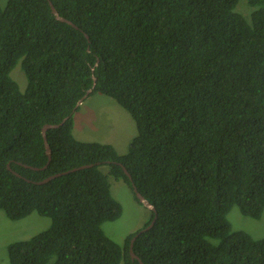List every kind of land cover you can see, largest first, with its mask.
Instances as JSON below:
<instances>
[{
	"label": "trees",
	"instance_id": "16d2710c",
	"mask_svg": "<svg viewBox=\"0 0 264 264\" xmlns=\"http://www.w3.org/2000/svg\"><path fill=\"white\" fill-rule=\"evenodd\" d=\"M240 2L0 0V209L52 219L9 245L11 264H264V238L228 219L264 212V0L250 18ZM97 92L136 121L125 154L73 134ZM66 117L45 167L42 129ZM110 175L156 207L122 245L102 227L123 212Z\"/></svg>",
	"mask_w": 264,
	"mask_h": 264
},
{
	"label": "rangeland",
	"instance_id": "374dc122",
	"mask_svg": "<svg viewBox=\"0 0 264 264\" xmlns=\"http://www.w3.org/2000/svg\"><path fill=\"white\" fill-rule=\"evenodd\" d=\"M237 9L250 18L248 0H241ZM12 77L22 90L26 89L27 78L19 65L12 71ZM73 119V134L76 139L111 144L121 155L128 152L138 132L136 121L131 114L114 98L100 92L89 95L82 101ZM108 169V166L102 168L105 173ZM109 181L112 195L122 204L123 212L116 220L103 223L102 227L110 238L122 245L130 233L147 223L151 217L150 209L136 199L133 188L126 181L111 175ZM228 219L233 229L247 231L255 239L264 238V212L261 218L256 219L244 215L240 207L234 205ZM51 225V217L37 212L14 220L0 209V264H11L8 250L11 243L30 239Z\"/></svg>",
	"mask_w": 264,
	"mask_h": 264
},
{
	"label": "water",
	"instance_id": "95a60500",
	"mask_svg": "<svg viewBox=\"0 0 264 264\" xmlns=\"http://www.w3.org/2000/svg\"><path fill=\"white\" fill-rule=\"evenodd\" d=\"M50 5H51V8H52V12L56 15V17H57L59 20L67 21V22H70V23H71L70 20H68L67 18H65V17H63V16L60 15V13L58 12V10L56 9V7L54 6V4H53L51 1H50ZM95 82H96V78H95ZM83 99H84V98H82V99L78 102L77 106L83 101ZM67 119H68V117L64 118V119L62 120V122H60V123H58V124H46V125H44V127H43V129H42V133H43V137H44V143H45V147H46V152H47V154H48V156H49V160H48L47 164L45 165V167H47V166L50 164L51 159H52V152H51L50 145H49V143H48V139H47L46 131H47L49 128H56V127L61 126L62 124H64V123L66 122ZM88 166H91V165H84V166H81L80 168H73V170H71V171H76L77 169L85 168V167H88ZM60 174H61V173H59V174H55V175H51V176H48L47 178H45L44 180H42V181H40V182H41V183L47 182V181L51 180L53 177L58 176V175H60ZM133 189H134V191H135V194H136L137 198L139 199V201H140L144 206H146V207H148V208H150V209L156 211V207H155L152 203H150V202L145 198V196L142 195V193H140V192L138 191V189H137V187H136L135 185H133ZM156 217H157V213H155V218L152 220V222L150 223V225H149L147 228H145L144 230L149 229V228L155 223ZM135 239H136V236L132 239V241H131V245H130V251H131V254H132L133 259L137 258V255L134 254V252H133V245H134L133 243H134ZM138 259H139L140 264H144V262H143L140 258H138Z\"/></svg>",
	"mask_w": 264,
	"mask_h": 264
},
{
	"label": "clouds",
	"instance_id": "9594fccd",
	"mask_svg": "<svg viewBox=\"0 0 264 264\" xmlns=\"http://www.w3.org/2000/svg\"><path fill=\"white\" fill-rule=\"evenodd\" d=\"M91 90H92V89H90L89 92H90ZM105 95H106V94H105ZM107 96H109V95H107ZM83 98H85V97H83ZM84 100H85V99H83V101H84ZM81 103H82V102H81ZM81 103H80L78 106H80ZM78 106H77V107H78Z\"/></svg>",
	"mask_w": 264,
	"mask_h": 264
}]
</instances>
